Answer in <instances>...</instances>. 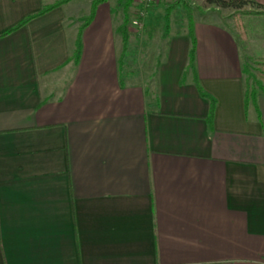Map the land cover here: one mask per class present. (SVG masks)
<instances>
[{
	"label": "crops",
	"instance_id": "crops-1",
	"mask_svg": "<svg viewBox=\"0 0 264 264\" xmlns=\"http://www.w3.org/2000/svg\"><path fill=\"white\" fill-rule=\"evenodd\" d=\"M59 1L0 0V264H264V14L194 19L209 127L184 30L121 71L102 2L73 62L69 0L35 15Z\"/></svg>",
	"mask_w": 264,
	"mask_h": 264
},
{
	"label": "rangeland",
	"instance_id": "rangeland-1",
	"mask_svg": "<svg viewBox=\"0 0 264 264\" xmlns=\"http://www.w3.org/2000/svg\"><path fill=\"white\" fill-rule=\"evenodd\" d=\"M90 1L91 0H69L66 6H64L67 12L71 13L73 17H79L73 20L77 28H79L82 23L81 18L87 15ZM158 1L164 4H169L171 2V0H132L130 6L127 8L125 13L126 28L128 31L127 42L132 39L136 44L130 52L127 50L125 51V44L123 51L118 57L119 70H129L132 74L141 73V71L146 68L149 61L154 58H159L156 56L157 52L162 55L164 44L168 40L170 34L181 30L185 31L186 20L183 8L180 6L173 8L168 18L165 19L163 8L157 6ZM104 3L108 6L112 14L114 32L120 38L117 28L123 20L122 9L116 5V0H106ZM190 5L192 7L193 19L201 17L220 21L234 27L239 25V15L234 16L231 9L210 8L204 1L190 3ZM243 9L252 10L249 7H243ZM125 53H127L126 55H129V57H133V59L136 54V58H141L143 62H146L145 65L141 62L140 65H142V67H139L140 65L134 66L129 58L127 63L125 61L123 62V55ZM123 64H126V66L123 67ZM245 67L246 73L244 74V79L249 77L250 79L246 80V83L251 85L252 79L257 71V62H245ZM262 85H264V83H262Z\"/></svg>",
	"mask_w": 264,
	"mask_h": 264
},
{
	"label": "trees",
	"instance_id": "trees-1",
	"mask_svg": "<svg viewBox=\"0 0 264 264\" xmlns=\"http://www.w3.org/2000/svg\"><path fill=\"white\" fill-rule=\"evenodd\" d=\"M68 0H61L56 4H53L51 6H44L39 12H37L35 15L41 14L42 12L52 8L55 5H58L59 3H64ZM106 0H91L89 4V10L86 16L82 17V23L80 27L77 30V34L74 40V45L73 49L71 51V54L69 56V59H71L73 62H76L79 54H80V49H81V43H80V30L84 28L93 18L95 9L98 4L105 2ZM132 0H116V5L118 7H121L122 12H123V20L122 23L118 26L117 32L120 34V41H121V52L123 51L125 44L127 42V37H128V31L126 28V10L130 6ZM204 3L208 5L210 8H215V9H231L233 12V15H243V14H252V13H263L262 12H256L255 9H261L263 8L260 4L254 2L253 0H204ZM157 6L160 8H163L164 10V18L167 19L170 12L172 11L173 8L180 6L184 10L185 14V20H186V29L185 33L187 37L189 38V48L187 52V64L185 70L190 72L193 80V84L199 93V95L206 97L208 100V111L205 117V120L207 122V125L210 127L211 125V120H212V113L214 109V100L207 94H205L200 86L198 85V82L196 80V74L194 70V48H195V39L193 36V15H192V7L190 5V2L188 0H171L169 4H164L161 1L157 2ZM243 7H249L252 10H244ZM30 17L25 18L22 22H20L17 26L22 25L26 20H28ZM15 26V27H17ZM15 27L5 31L2 33V35L8 33ZM245 64H243L242 71L245 74L246 69H245ZM256 74L252 79L251 85H248L246 83V80H249V77H246L245 84H244V92H243V99L244 102L246 100H253L255 101V98L259 92L264 93V61L257 62V68H256ZM186 71L183 72V75L186 73ZM182 75V76H183Z\"/></svg>",
	"mask_w": 264,
	"mask_h": 264
}]
</instances>
